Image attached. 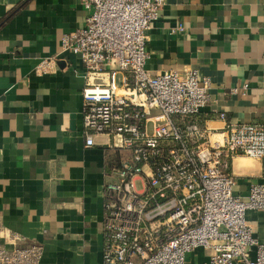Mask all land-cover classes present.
Here are the masks:
<instances>
[{"label":"crops","instance_id":"crops-1","mask_svg":"<svg viewBox=\"0 0 264 264\" xmlns=\"http://www.w3.org/2000/svg\"><path fill=\"white\" fill-rule=\"evenodd\" d=\"M87 14L78 0H0V225L24 240L9 248L42 244L40 264H104V188L119 155L104 135L86 146L84 68L62 46ZM149 49L152 73L198 70L210 94L202 126L264 127V0H167ZM224 165L238 195L264 182V157ZM247 219L264 243V212ZM207 260L200 248L188 264Z\"/></svg>","mask_w":264,"mask_h":264},{"label":"built area","instance_id":"built-area-1","mask_svg":"<svg viewBox=\"0 0 264 264\" xmlns=\"http://www.w3.org/2000/svg\"><path fill=\"white\" fill-rule=\"evenodd\" d=\"M78 1L85 24L62 46L84 68L85 144L104 135L119 155L104 188L103 263L188 264L203 248L206 264H264V243L247 219L264 212V182L238 195L224 165L229 155L263 158L264 127L214 132L195 120L210 102L198 70L148 69L150 31L167 0ZM7 242L24 240L0 225V264H40L42 244Z\"/></svg>","mask_w":264,"mask_h":264}]
</instances>
